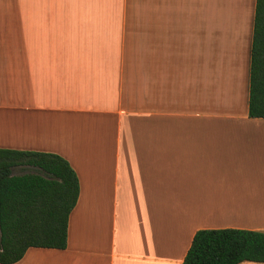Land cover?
I'll return each mask as SVG.
<instances>
[{"label": "crops", "instance_id": "crops-1", "mask_svg": "<svg viewBox=\"0 0 264 264\" xmlns=\"http://www.w3.org/2000/svg\"><path fill=\"white\" fill-rule=\"evenodd\" d=\"M254 9L0 0V149L58 155L79 186L65 249L15 264H182L198 230L264 232Z\"/></svg>", "mask_w": 264, "mask_h": 264}, {"label": "trees", "instance_id": "trees-1", "mask_svg": "<svg viewBox=\"0 0 264 264\" xmlns=\"http://www.w3.org/2000/svg\"><path fill=\"white\" fill-rule=\"evenodd\" d=\"M248 117L264 118V0H255L250 48ZM27 166L38 173L13 175ZM79 193L69 163L58 155L0 149V264L30 248L63 250ZM264 263V232L198 230L182 264Z\"/></svg>", "mask_w": 264, "mask_h": 264}, {"label": "rangeland", "instance_id": "rangeland-1", "mask_svg": "<svg viewBox=\"0 0 264 264\" xmlns=\"http://www.w3.org/2000/svg\"><path fill=\"white\" fill-rule=\"evenodd\" d=\"M39 171L32 167L17 166L12 169L13 175H22L27 173H38Z\"/></svg>", "mask_w": 264, "mask_h": 264}]
</instances>
